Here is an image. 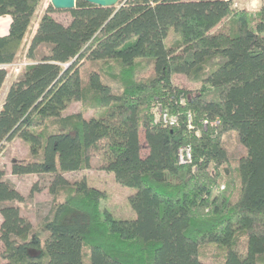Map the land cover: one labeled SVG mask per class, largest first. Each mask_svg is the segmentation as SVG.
<instances>
[{"label":"trees","instance_id":"trees-1","mask_svg":"<svg viewBox=\"0 0 264 264\" xmlns=\"http://www.w3.org/2000/svg\"><path fill=\"white\" fill-rule=\"evenodd\" d=\"M236 1H77L63 25L50 3L36 20L41 0H0V90L27 43L0 154L19 140L11 173L48 176L51 196L32 226L0 164V264H264V0ZM231 133L244 151L234 161ZM184 147L192 161L180 164ZM92 155L134 190L135 217L114 218L104 190L65 177L91 170Z\"/></svg>","mask_w":264,"mask_h":264},{"label":"rangeland","instance_id":"rangeland-1","mask_svg":"<svg viewBox=\"0 0 264 264\" xmlns=\"http://www.w3.org/2000/svg\"><path fill=\"white\" fill-rule=\"evenodd\" d=\"M50 0H41L39 7L37 8L36 20L43 14L44 10L47 8ZM237 7H245L251 11L258 9L260 5V0H238L236 1ZM54 18L62 23L67 24L70 21V15L68 11L64 10H54ZM0 27H4V21L0 20ZM27 44V43H26ZM24 50L18 55L16 61L12 65L5 66L7 70V76L0 90V108L4 101L7 90L10 85L19 78L21 74V69L27 64L24 59ZM180 83L186 87H191L192 85L189 81L181 77L179 79ZM80 109L79 103H72L65 114L76 113ZM91 113L87 112L85 116H89ZM140 142L142 144V151L145 152V145L143 141V134L140 135ZM225 145L228 150L229 157L234 161L243 154V148L239 145L234 134H229L225 137ZM26 154L25 146L17 139L13 140L5 150L0 154V164L4 170V179L10 182L16 190L24 197L23 203L19 204L20 215L28 220L32 226L37 227L40 225L42 220L47 216L50 205L51 196L47 190V184L49 181L48 176H38L35 174H28L22 176H16L11 173L10 157L18 156L23 157ZM98 159L95 155H92V166L91 170L81 171L77 173L66 174L65 177L69 180L80 178L86 176L90 183L95 187L102 189L106 193L105 199L101 203V208L109 211L114 218H131L135 217L134 212L130 208L127 197L134 192V190L122 187L118 185L111 174L105 173L98 169ZM33 186L38 189V192H33L31 195V190ZM224 185L221 186V189ZM0 216V224H1Z\"/></svg>","mask_w":264,"mask_h":264},{"label":"water","instance_id":"water-1","mask_svg":"<svg viewBox=\"0 0 264 264\" xmlns=\"http://www.w3.org/2000/svg\"><path fill=\"white\" fill-rule=\"evenodd\" d=\"M77 1L104 8L116 7L120 2V0H50V5L54 10L69 11L74 9Z\"/></svg>","mask_w":264,"mask_h":264},{"label":"built area","instance_id":"built-area-1","mask_svg":"<svg viewBox=\"0 0 264 264\" xmlns=\"http://www.w3.org/2000/svg\"><path fill=\"white\" fill-rule=\"evenodd\" d=\"M163 118L165 121H167L168 119L166 118V115H163ZM192 161V156H191V150L189 147H184L181 148L178 151V162L180 164H187L190 163Z\"/></svg>","mask_w":264,"mask_h":264},{"label":"crops","instance_id":"crops-1","mask_svg":"<svg viewBox=\"0 0 264 264\" xmlns=\"http://www.w3.org/2000/svg\"><path fill=\"white\" fill-rule=\"evenodd\" d=\"M0 20L4 21V27L3 28L0 27V34L4 35L7 32L10 19H9V17H3V18H0Z\"/></svg>","mask_w":264,"mask_h":264}]
</instances>
